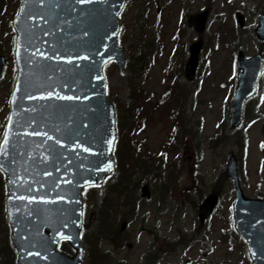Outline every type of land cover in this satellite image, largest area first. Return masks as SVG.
<instances>
[{
	"label": "rangeland",
	"instance_id": "rangeland-1",
	"mask_svg": "<svg viewBox=\"0 0 264 264\" xmlns=\"http://www.w3.org/2000/svg\"><path fill=\"white\" fill-rule=\"evenodd\" d=\"M4 1L10 5L6 15L11 20L15 6L13 3L17 0ZM207 2L127 0L126 9L120 17L118 42L126 52V71L121 74L117 65L112 63L106 67L105 74L108 97L113 103L118 102L121 110L123 108L121 117L124 116V119L127 117L124 107L130 102V84L141 85V93H155L160 98L165 93V83L170 82L166 81V73L170 70L168 66H172L173 73L179 69V64L183 61L181 55L172 65H169V62L178 52V49L175 53L172 51L171 37L174 30L180 27V18L184 17L187 25L182 24L184 36L179 45H184L190 52L193 44L203 41V50L195 80L188 82L185 77L182 79L186 87L184 108L179 106L181 110L176 109L168 97L166 104L157 111V116L162 114L160 118L164 125L159 124L143 133L146 136L147 148L151 151L158 148L160 150L167 140L166 128L176 124L174 118L166 113L174 109L186 124L185 131L187 130L189 136L178 150L179 158H176L174 153L170 155L169 160L174 166L166 171H158L156 177L137 176L141 187H149L151 199L146 201L141 198V193L137 194L135 199L138 200L133 203L136 206L135 216L126 220L129 223L127 222L123 235L127 241L125 248H113L108 244L102 247L101 254L108 253L109 259L115 263L148 264L147 254L153 250L152 254L158 259L157 264H245L242 245L235 242L233 247V242H228V237L224 236V231L227 232L233 222L232 206L235 193L231 182L222 179V175L229 157L232 154L238 156V147L233 139L236 133L228 127L236 86V80L233 79L235 59L240 48L245 49L248 57L260 52L254 36V25L258 24L259 15L264 14V0H211L210 4ZM205 10L209 12L207 27L204 33H198L193 20ZM158 14L162 16L160 26L156 25ZM239 16L244 17V26L238 24ZM159 21L160 18L157 23ZM164 24L167 26L163 28ZM232 27L240 29L241 37L238 43L234 42V32L229 31ZM157 34L163 38L160 42L157 40ZM0 40H3L1 50L4 48L9 51L10 41L4 36L0 37ZM162 43L166 49L160 55L159 45ZM133 63H137V69H140L137 75H133L132 69L130 70V66H134ZM8 69L7 76L0 83V107L4 104L9 90L10 70L15 72L14 66H9ZM200 80L202 88L196 94ZM181 96L182 94L180 98ZM247 109L249 114H262L263 117L249 122V154L242 163L238 159L242 165L240 176L245 196L259 198L264 194V168H261L264 159V78L259 95L248 104ZM3 115L0 116V125ZM224 115L227 119L223 122ZM239 132L241 133V130ZM169 181L172 182L166 188L160 187V184H167ZM113 182L114 177L107 188L105 184L95 188L96 203L93 204V199L89 200L87 215L84 206V219L87 216L86 223L92 222L91 229L96 228L102 198L110 191ZM215 191L220 192L219 206L215 214L202 225L198 218L199 206L205 197ZM115 200L112 199L114 205ZM121 212L129 215L133 213L130 206ZM188 236L193 239L186 243Z\"/></svg>",
	"mask_w": 264,
	"mask_h": 264
},
{
	"label": "water",
	"instance_id": "water-1",
	"mask_svg": "<svg viewBox=\"0 0 264 264\" xmlns=\"http://www.w3.org/2000/svg\"><path fill=\"white\" fill-rule=\"evenodd\" d=\"M123 6L124 0L105 3L101 0H24L14 22L18 34L15 56L18 79L6 129V132L10 130V145L1 143L0 147L9 151L15 164L3 155H0V164L8 178V217L12 240L19 251L18 264H81V189L100 184L114 170V109L105 96L102 67L114 58L123 71L124 52L116 44L117 17ZM205 17L201 18L200 30L204 28ZM258 35L264 41V18ZM57 41L64 46L60 49L61 55L68 49L67 54L74 57L72 61L46 60L36 54L39 49L52 55V49L58 47ZM199 51L200 44L193 47L187 69L189 79L195 74ZM29 56L33 57L32 63H28ZM5 64L1 57L0 77ZM44 65H51L54 70H47ZM262 67L260 56L246 61L241 51L240 68L244 72L234 99L233 129L242 121L246 101L256 92ZM49 91L80 99L40 98L42 92ZM32 108L37 111H31ZM33 118L43 126L32 123ZM56 127L61 132L53 131ZM69 129L72 135L68 134ZM44 131L53 139L31 134ZM56 140L63 142L56 144ZM77 140L83 147L77 145ZM84 148L93 150L86 152ZM57 154L59 159H55ZM13 168L15 173L11 171ZM227 174L236 186V228L253 264H264V201L244 197L234 157L230 159ZM29 186L31 191L27 190ZM29 195L46 199L35 203L21 199ZM144 196L149 197L146 189ZM217 203V195L207 198L200 208L202 221L213 213ZM65 237L71 239V245L77 250L75 258L69 259L58 252V244Z\"/></svg>",
	"mask_w": 264,
	"mask_h": 264
},
{
	"label": "snow or ice",
	"instance_id": "snow-or-ice-1",
	"mask_svg": "<svg viewBox=\"0 0 264 264\" xmlns=\"http://www.w3.org/2000/svg\"><path fill=\"white\" fill-rule=\"evenodd\" d=\"M46 35L49 34V33H45ZM42 43H47V42H44L42 41ZM58 44V47H54L52 49V55H49L48 53L46 52H41L39 51V49L36 50V54L40 57H44L46 60H64V59H67L68 61H72L74 59V57L72 55H68L67 52H68V49H64V52L65 54L64 55H61V52H60V49L61 48H64L63 44L59 43V41L56 42ZM29 45L31 46V39H29ZM17 55H19V52H17ZM84 59H88L87 56L84 57ZM33 62V57L32 56H29L28 57V63H32ZM44 68L47 69V70H54L52 69V66L51 65H44ZM63 86L65 87H68L69 85L68 84H64ZM52 96H55L57 99H61V100H79L80 97H75V96H64V95H61L59 93H54V92H47L46 94L45 93H41L40 94V98L41 99H45L46 97H52ZM30 99H32L33 97H29ZM61 109L60 108H57V111H60ZM31 111L33 112H36L37 109L36 108H32ZM32 123H36V124H39L40 126H43V124L40 122V121H37L35 118L32 119ZM19 127H23V125H18ZM53 131L55 132H61V129L59 127H56L53 129ZM32 135H43L44 137L48 138V139H53L52 137H49L48 135V132L47 131H44L42 133H37V132H33L31 133ZM68 134L69 135H72V130L69 129L68 130ZM76 136H79V133L76 132L75 133ZM9 135H10V130L5 132L4 134V139L2 142V144H5V145H10V140H9ZM63 141L61 140H56L55 143L56 144H60L62 143ZM77 145L79 147H83L82 144H79V141L77 140ZM52 150H55L54 149V146H50ZM93 149L92 148H84V151L86 152H91ZM0 155H3L5 157H9V161L11 164H15V159L11 158L9 156V151L7 149H5L4 147H0ZM55 159H59V154H57V156L55 157ZM3 169V164H0V170ZM58 170V169H57ZM11 171L13 173H15V169H11ZM45 175H50V173H45ZM13 184H15L16 182L15 181H12ZM66 183H71L70 181H66ZM28 191H31V188L30 186L28 187L27 189ZM22 200L23 199H27L29 202H32V203H35L38 199L40 201H44L46 198L45 197H36V196H32V195H29L27 196L26 198L25 197H22L21 198ZM58 199L60 200H63L64 198L63 197H58ZM29 215H32V211H29L28 213ZM65 238H68V237H65Z\"/></svg>",
	"mask_w": 264,
	"mask_h": 264
},
{
	"label": "trees",
	"instance_id": "trees-1",
	"mask_svg": "<svg viewBox=\"0 0 264 264\" xmlns=\"http://www.w3.org/2000/svg\"><path fill=\"white\" fill-rule=\"evenodd\" d=\"M173 88H178L177 85H175ZM186 93V92H185ZM133 174L129 173L128 171H126L122 177L121 182L117 185V187H121L122 189L128 187V183H129V179H132ZM129 190V188H127ZM122 191V190H119ZM119 191H113L114 193H118L120 195H122ZM111 218V214H109L107 216V218L105 220H110ZM103 219H101V221H105ZM111 224V223H110ZM102 226L98 227V231L96 234H98L97 236L102 238V239H108L107 236V230L110 228L107 224L103 225V222L101 223ZM112 225V224H111ZM108 227V229H105L104 227ZM97 236H93L92 239L88 240L89 243V259L90 262L89 264H107V263H111L110 259L107 260L106 255L101 254L99 251V245L100 241L98 240ZM94 239V241H93Z\"/></svg>",
	"mask_w": 264,
	"mask_h": 264
}]
</instances>
